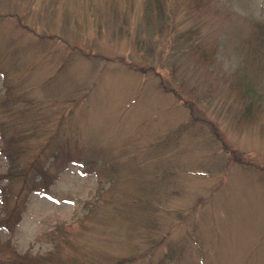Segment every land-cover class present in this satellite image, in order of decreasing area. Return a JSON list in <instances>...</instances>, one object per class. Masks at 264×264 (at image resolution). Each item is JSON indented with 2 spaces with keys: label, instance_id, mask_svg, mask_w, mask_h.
Here are the masks:
<instances>
[{
  "label": "rangeland",
  "instance_id": "rangeland-1",
  "mask_svg": "<svg viewBox=\"0 0 264 264\" xmlns=\"http://www.w3.org/2000/svg\"><path fill=\"white\" fill-rule=\"evenodd\" d=\"M163 1L161 32L145 0H0L2 118L33 114L34 147L55 133L69 158L48 186L13 185L21 218L0 228V264L12 248L55 264H264V100L247 107L233 74L264 0ZM252 62L262 96L264 49Z\"/></svg>",
  "mask_w": 264,
  "mask_h": 264
},
{
  "label": "trees",
  "instance_id": "trees-1",
  "mask_svg": "<svg viewBox=\"0 0 264 264\" xmlns=\"http://www.w3.org/2000/svg\"><path fill=\"white\" fill-rule=\"evenodd\" d=\"M145 2L146 11L144 17L147 24H149L150 19H152L153 24L154 22L157 23L156 27L159 31L162 32L165 29L168 31L172 30L174 23L168 19L164 11V1L145 0ZM150 24H152V22ZM252 41L256 42L253 46L251 45L249 47L248 51H250V54L246 57H241L234 65L233 70L234 80H236L237 84L242 82V87L244 86V90L247 93L246 98L248 102L246 106L249 108L255 103L256 98H260L258 104L264 100V93L261 92V96V94L257 93L259 91L255 88L257 77L248 76L249 70L247 68V65L253 64L252 58L255 59L257 53L264 49V16L262 19L255 20L254 28L251 31L250 43ZM139 42L141 41L139 40ZM147 46L148 45H145L143 41L140 49H145L146 53L151 55L153 44ZM201 57L205 58L206 52H203ZM139 66L142 68L141 70H143L144 68L146 69L148 65ZM152 67L154 68L155 65ZM174 69L176 70V67L175 64L172 63L171 71L174 72ZM160 84L163 88L168 90H173L174 88L172 85H168L164 78L160 79ZM175 92L178 94V91ZM7 99L8 97L2 99V103L6 106L4 107L5 112H9L10 108H14L11 107L12 105L5 104ZM2 112L3 111H0V155L6 159L7 164L6 170L0 171V228H5L7 231L11 232L15 224H17L18 220L21 218L19 212L16 214L17 202L15 200L12 201L11 197V194L15 191L13 188L15 182L17 180L20 181L16 194L48 186L45 180L49 178L51 182H53L59 170L66 166L69 158L66 156V153L62 152V142L57 141L55 133H50L44 138L46 142L43 141V143H40V146L38 144L37 148L34 147L31 141L33 139V137H31L33 132L36 133V128H33L36 125V123L32 121L33 114L30 116L32 119L27 120H19L13 116L3 119L1 115ZM230 156L232 159L235 158L237 161L242 162V156L240 154L232 153ZM76 160L79 161V159ZM18 177H21V180ZM10 202L14 203L10 204ZM1 211L4 212L3 215ZM124 261L130 260L120 259L114 261L112 264H119ZM2 264H55V260L52 252L45 255H42V253L31 255L28 252H19L12 248L11 252L3 259Z\"/></svg>",
  "mask_w": 264,
  "mask_h": 264
}]
</instances>
